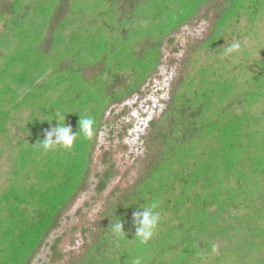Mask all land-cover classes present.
<instances>
[{
  "label": "trees",
  "instance_id": "obj_1",
  "mask_svg": "<svg viewBox=\"0 0 264 264\" xmlns=\"http://www.w3.org/2000/svg\"><path fill=\"white\" fill-rule=\"evenodd\" d=\"M199 19L135 179L66 264H264V0H0V264H30L45 245L50 264L63 257L47 240L91 181L105 113L140 94L164 44ZM79 116L93 138L45 153L55 119L78 132ZM102 161L97 193L115 173ZM153 201L159 228L139 245L133 214Z\"/></svg>",
  "mask_w": 264,
  "mask_h": 264
},
{
  "label": "rangeland",
  "instance_id": "obj_2",
  "mask_svg": "<svg viewBox=\"0 0 264 264\" xmlns=\"http://www.w3.org/2000/svg\"><path fill=\"white\" fill-rule=\"evenodd\" d=\"M207 25V20L199 19L183 26L172 36V44H164L161 64L140 89V94L112 106L105 113V124L98 134L92 156L91 181L68 206L58 228L47 240L52 245L55 237L60 239L58 249L63 257L54 264H66L70 256L81 252L85 243L83 237L88 235L82 234V230L91 227L104 205L118 194L117 190L132 184L145 153L144 137L149 131V123L161 115L178 65L184 59L188 46L203 37ZM103 159L114 164L115 173L107 187L97 193L94 174L96 170L103 169L100 167ZM48 252L46 245L41 247L30 264H50Z\"/></svg>",
  "mask_w": 264,
  "mask_h": 264
},
{
  "label": "clouds",
  "instance_id": "obj_3",
  "mask_svg": "<svg viewBox=\"0 0 264 264\" xmlns=\"http://www.w3.org/2000/svg\"><path fill=\"white\" fill-rule=\"evenodd\" d=\"M239 47V43H233L228 47V51L231 52ZM61 119H63V123L60 122ZM55 121L56 126L50 127V130L45 132L44 138L38 142L45 153L55 152L58 149L71 151L74 149L78 137L82 136L86 140H91L95 135V121L90 117L79 116L78 132H73L71 126L65 123V117H58ZM158 207V202L153 201L149 204H144L134 212V240L139 245L147 244L158 230L160 224V213L157 211ZM109 229H111L113 235L116 237V243L119 246L121 237L126 236L120 219L117 218L115 223L111 222ZM144 259L143 256L137 255L132 259V264H143Z\"/></svg>",
  "mask_w": 264,
  "mask_h": 264
}]
</instances>
